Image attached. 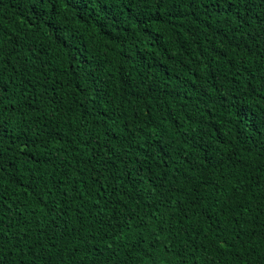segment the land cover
<instances>
[{
	"label": "trees",
	"instance_id": "trees-1",
	"mask_svg": "<svg viewBox=\"0 0 264 264\" xmlns=\"http://www.w3.org/2000/svg\"><path fill=\"white\" fill-rule=\"evenodd\" d=\"M0 264H264V0H0Z\"/></svg>",
	"mask_w": 264,
	"mask_h": 264
}]
</instances>
